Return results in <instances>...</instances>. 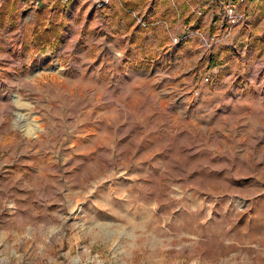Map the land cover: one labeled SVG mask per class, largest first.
Wrapping results in <instances>:
<instances>
[{
  "label": "rangeland",
  "instance_id": "rangeland-1",
  "mask_svg": "<svg viewBox=\"0 0 264 264\" xmlns=\"http://www.w3.org/2000/svg\"><path fill=\"white\" fill-rule=\"evenodd\" d=\"M0 2V264H264V0Z\"/></svg>",
  "mask_w": 264,
  "mask_h": 264
},
{
  "label": "crops",
  "instance_id": "crops-1",
  "mask_svg": "<svg viewBox=\"0 0 264 264\" xmlns=\"http://www.w3.org/2000/svg\"><path fill=\"white\" fill-rule=\"evenodd\" d=\"M123 2H124V0H122ZM1 3V2H0ZM124 4V3H123ZM34 11H35V13H36V16H34L35 18H32V19H28V21L27 22H23V24L25 23L27 26H29V27H31V29H30V33L32 32V29L35 27V26H39L40 24H45L44 26H46L47 24L46 23H40V22H42V20H38L39 19V12H40V9L38 8H34ZM119 11L121 12V10H120V8H119ZM14 13H15V11L14 12H12L11 14H8L9 16V18L12 20L11 21V23H14V21L16 20H18L17 18H15V16H14ZM121 14H124V15H128L127 14V12H124V11H122L121 12ZM9 18H6V19H2V18H0V24L1 23H4V25H6L7 23H6V21L8 20L9 21ZM127 19H128V16H127ZM49 20V19H48ZM48 20H47V23H48ZM54 21H55V19H54ZM58 21V20H57ZM6 35H9V34H6ZM9 39H12L11 37L9 38ZM4 57H5V59L7 60V61H5L4 62V64H9V61H11L12 59H13V57H12V55L10 54V52H8V53H5L4 54ZM0 68L2 69V68H5V66H0Z\"/></svg>",
  "mask_w": 264,
  "mask_h": 264
},
{
  "label": "trees",
  "instance_id": "trees-1",
  "mask_svg": "<svg viewBox=\"0 0 264 264\" xmlns=\"http://www.w3.org/2000/svg\"><path fill=\"white\" fill-rule=\"evenodd\" d=\"M9 10V7H6L5 5H1L0 6V14H4ZM132 18H134L132 16ZM57 28H58V24L57 23H51L49 24L48 28L42 27L36 30L34 29V31L36 32L37 37L40 39V41H42L46 36H48L49 34H53L54 37L57 35Z\"/></svg>",
  "mask_w": 264,
  "mask_h": 264
},
{
  "label": "bare ground",
  "instance_id": "bare-ground-1",
  "mask_svg": "<svg viewBox=\"0 0 264 264\" xmlns=\"http://www.w3.org/2000/svg\"><path fill=\"white\" fill-rule=\"evenodd\" d=\"M19 125L26 133H30L35 129V124H33L30 120L23 118L22 114H19L18 116Z\"/></svg>",
  "mask_w": 264,
  "mask_h": 264
},
{
  "label": "built area",
  "instance_id": "built-area-1",
  "mask_svg": "<svg viewBox=\"0 0 264 264\" xmlns=\"http://www.w3.org/2000/svg\"><path fill=\"white\" fill-rule=\"evenodd\" d=\"M231 10H232V7H231V6H229V7H228V11H231Z\"/></svg>",
  "mask_w": 264,
  "mask_h": 264
}]
</instances>
